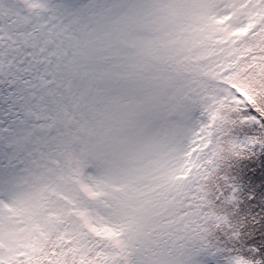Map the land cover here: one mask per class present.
I'll use <instances>...</instances> for the list:
<instances>
[{
    "label": "snow or ice",
    "instance_id": "obj_1",
    "mask_svg": "<svg viewBox=\"0 0 264 264\" xmlns=\"http://www.w3.org/2000/svg\"><path fill=\"white\" fill-rule=\"evenodd\" d=\"M0 264H264V0H0Z\"/></svg>",
    "mask_w": 264,
    "mask_h": 264
}]
</instances>
